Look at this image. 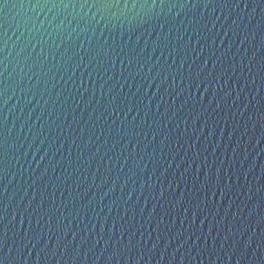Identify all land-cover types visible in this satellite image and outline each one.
<instances>
[{"label": "water", "instance_id": "water-1", "mask_svg": "<svg viewBox=\"0 0 264 264\" xmlns=\"http://www.w3.org/2000/svg\"><path fill=\"white\" fill-rule=\"evenodd\" d=\"M0 264H264V0H0Z\"/></svg>", "mask_w": 264, "mask_h": 264}]
</instances>
